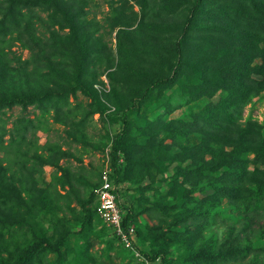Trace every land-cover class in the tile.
Wrapping results in <instances>:
<instances>
[{
    "label": "rangeland",
    "instance_id": "1",
    "mask_svg": "<svg viewBox=\"0 0 264 264\" xmlns=\"http://www.w3.org/2000/svg\"><path fill=\"white\" fill-rule=\"evenodd\" d=\"M257 1L256 13L241 0H205L204 11H216L220 20L207 18L190 37V68L181 83L155 91L131 113L119 190L137 213L135 250L98 217L84 224L83 206L111 167L127 106L152 78L169 73L193 0H60L56 15L41 13L40 40L28 33L0 35V101L41 99L0 111V131L7 134L0 145V261L13 263L34 241L55 243L66 234L58 259L36 255L31 264H161L142 251H161L164 264H221L192 256L202 250L213 256L237 235L260 250L222 264H264V215L255 219L256 230L249 218L233 225L229 218L240 211L217 196L218 184L207 172L235 148L222 141L223 129L209 134L202 123L213 112L219 125H231L220 114L225 110L237 125L264 127V44L241 38L248 25L243 16L264 13V0ZM216 24L223 33L212 38L208 30ZM228 50L239 57L249 53L244 70L260 82L245 84L234 98L238 103L217 112L209 108L229 91L195 96L196 69L211 68ZM206 75L214 74L208 69ZM245 157L249 170L264 169V155L250 151Z\"/></svg>",
    "mask_w": 264,
    "mask_h": 264
},
{
    "label": "trees",
    "instance_id": "2",
    "mask_svg": "<svg viewBox=\"0 0 264 264\" xmlns=\"http://www.w3.org/2000/svg\"><path fill=\"white\" fill-rule=\"evenodd\" d=\"M204 1L205 0H193L192 7L186 16L176 41L174 49L175 60L170 66L169 73L152 78L137 97L132 100V103L127 106V109L122 115L123 129L119 131L113 139L110 176L114 182L115 191L119 198V205L123 213V225L124 227L134 225L137 234H139L137 213L133 207L127 206L121 201L122 193L119 190L120 182H122V176L124 174L122 173L123 170L120 164V158L123 155L125 156V151L122 149L132 132L131 113L136 109L138 103L143 104L155 91H161L167 87H171L175 85L176 82L181 83L182 77L186 74L188 68H190L189 60L186 59V47L188 46L190 37H192L196 30L202 29L207 18H214L215 21L220 20L219 15L215 13L216 11H204ZM241 2L247 3L253 10L256 9V13L259 12V6L261 4L258 3L259 1L241 0ZM57 9H60V0H0V35L6 37L12 33H19L23 36L28 33L31 34L28 39L40 40L36 33L38 28L45 24V20L41 13L46 12L47 14L52 13L56 15ZM259 17L261 18L253 17L247 13L243 16V21L248 23L242 32L243 35L241 38L244 39V41L249 36H252L258 40V42L264 44V13ZM72 19H74V17ZM215 21L213 24H215ZM208 31L212 38L218 33H223V30L217 24L212 26ZM260 51L264 55V47L260 49ZM248 54L249 53H242L239 57L228 50L227 55H220L219 53V56L213 61L211 68L209 67V62V68L206 70L196 69L200 79L194 85L195 96H210L218 90H228L229 94L221 104L218 106L213 105L209 109L217 111L216 109H226L228 106L237 104L238 101L234 100V98H238L239 93L241 94L243 92L242 89L245 84L260 82L259 79H254L249 76L246 70H244L248 67ZM223 62L226 67H224ZM237 63L239 64L236 65ZM203 64H207V62ZM208 69L209 72L211 73L212 71L214 75H206ZM33 96L34 95L28 97L12 96L6 100H2L0 101V111L18 104L22 105L23 108H27L29 104L35 103L36 100H41L40 98L35 99ZM224 111L225 110L221 111L222 113L220 114L230 119L228 121H230L229 124L231 125L227 127L219 125L218 120L220 116L212 114L213 112L209 115H204L202 123L210 128L211 132H208L209 134L215 132L213 134L222 135L217 134L216 130L223 129L225 132L222 135V141L226 146L229 145L234 147L235 150L232 153L224 152L223 157H220L217 163L211 165L207 172L209 177L218 184V186H216L217 196L229 198V201L236 206L235 210L238 209L240 211L239 216L234 213L231 214L229 218L231 223H234L233 225L240 224L244 226L245 222L243 219L249 218L250 223L253 225L249 226V228L252 227L253 230H256V227L254 228V224H257L255 219H257L258 215H264V169L258 168L254 171L249 170L245 154L251 151L254 152L257 157H262L264 155V127L257 125L242 127L235 124L230 112H225L224 114ZM6 135L5 131H0V145L6 142ZM19 138L20 137H16V140H13V142L15 143ZM256 161L257 163L259 162L258 159ZM254 181L258 184H256L257 186H253ZM239 202L244 205H239ZM86 203H92L93 207H87V205H85ZM86 203L83 206L84 224L91 221L93 215L103 222L97 212L98 199L95 193V187ZM225 215H227V211ZM109 228L121 242L114 229L112 227ZM245 228L247 227L245 226ZM66 238L67 235L64 234L55 243L50 242L46 238H40L20 251L13 263L0 261V264H31L36 255L44 256L46 254H56V259H58ZM256 250L259 251L260 249L250 247L248 244L243 245L241 237L236 235L235 239L227 240L213 256L207 257L205 250H202L192 257L204 258L203 261L205 260L207 262L216 260L222 264L230 263V260H236L237 258H244L247 253ZM142 253L152 261L160 258L161 264L167 263L168 259L161 251H154L153 253L142 251ZM55 263L62 264V260L59 259L55 261Z\"/></svg>",
    "mask_w": 264,
    "mask_h": 264
},
{
    "label": "built area",
    "instance_id": "3",
    "mask_svg": "<svg viewBox=\"0 0 264 264\" xmlns=\"http://www.w3.org/2000/svg\"><path fill=\"white\" fill-rule=\"evenodd\" d=\"M110 173L111 167L102 171L101 184L95 189L98 199L97 212L103 222L114 229L124 246L135 250L136 230L134 225L129 227L123 225V213Z\"/></svg>",
    "mask_w": 264,
    "mask_h": 264
}]
</instances>
